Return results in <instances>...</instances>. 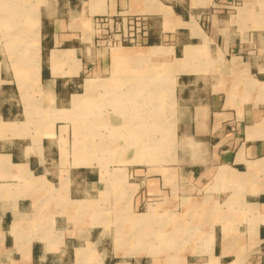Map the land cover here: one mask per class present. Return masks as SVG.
Here are the masks:
<instances>
[{
	"label": "crops",
	"instance_id": "1",
	"mask_svg": "<svg viewBox=\"0 0 264 264\" xmlns=\"http://www.w3.org/2000/svg\"><path fill=\"white\" fill-rule=\"evenodd\" d=\"M106 192L131 228L69 221ZM0 264H264V0H0Z\"/></svg>",
	"mask_w": 264,
	"mask_h": 264
},
{
	"label": "rangeland",
	"instance_id": "2",
	"mask_svg": "<svg viewBox=\"0 0 264 264\" xmlns=\"http://www.w3.org/2000/svg\"><path fill=\"white\" fill-rule=\"evenodd\" d=\"M107 47H104V49H106ZM156 50V49H155ZM110 51H102L101 55L103 57H107L109 56ZM107 76L101 77L98 76L97 74H93V73H87L84 76L85 80H101V79H106ZM98 93H93L92 95H90L89 97L93 98V97H97ZM166 140V139H165ZM76 140L75 137H68L66 138L64 144L68 147L67 151H68V156L72 155L73 157L75 156V150H76ZM166 144V143H165ZM165 159L166 160H170L171 154L165 152ZM101 160L107 163V172L109 171V165H111V162H109V155L108 153L105 155H100ZM95 209L97 210V214L95 216H91L89 213H86L90 210L93 209V205H86L84 202H80L79 203V208H80V212L82 213H86L88 214V216H70L69 217V221H71L73 224H75L76 222H78L79 224H83L84 226H96L97 228H131L129 223H126L123 220V217L120 215H115L114 210L113 209H129L130 208V204H128V202H124L121 201L117 204V206L111 202L109 196L107 195V192L104 195L101 196V200L96 202L95 204ZM131 207H133V203L131 205ZM80 220H82L83 222H81ZM154 220H158L154 223L153 226H151V228H164L163 232H156L153 236V238L151 240H164L166 241H171L172 240V232L168 229L170 228H187L188 226V217L187 215L181 213L180 215H166V216H156L154 217ZM99 224L95 225L94 223L98 222ZM134 233V232H133ZM132 233V235H133ZM187 232H181L179 234L180 239L181 240H185L187 241ZM150 240V239H149ZM84 252V251H83ZM87 254L86 255H91L92 254V250L86 251ZM83 257V256H82ZM86 257V256H85ZM85 259V258H83ZM78 260L79 263L82 261L81 260V254H78ZM81 260V261H80Z\"/></svg>",
	"mask_w": 264,
	"mask_h": 264
},
{
	"label": "built area",
	"instance_id": "3",
	"mask_svg": "<svg viewBox=\"0 0 264 264\" xmlns=\"http://www.w3.org/2000/svg\"><path fill=\"white\" fill-rule=\"evenodd\" d=\"M236 7L237 5L231 8ZM95 30L102 48L143 46L149 31L147 20L142 17H124L121 21L111 17H98L95 19Z\"/></svg>",
	"mask_w": 264,
	"mask_h": 264
},
{
	"label": "bare ground",
	"instance_id": "4",
	"mask_svg": "<svg viewBox=\"0 0 264 264\" xmlns=\"http://www.w3.org/2000/svg\"><path fill=\"white\" fill-rule=\"evenodd\" d=\"M204 53V52H203ZM149 141V140H148ZM155 233V232H154ZM151 238V237H150ZM78 254L80 255L81 254V260H83V258H85L86 254H84L83 251H79ZM83 256V257H82ZM80 260V261H81Z\"/></svg>",
	"mask_w": 264,
	"mask_h": 264
},
{
	"label": "trees",
	"instance_id": "5",
	"mask_svg": "<svg viewBox=\"0 0 264 264\" xmlns=\"http://www.w3.org/2000/svg\"><path fill=\"white\" fill-rule=\"evenodd\" d=\"M150 43H152V42L149 41V44H150Z\"/></svg>",
	"mask_w": 264,
	"mask_h": 264
}]
</instances>
